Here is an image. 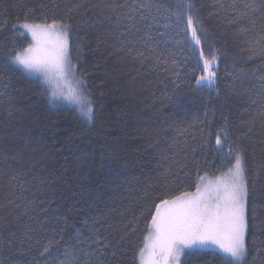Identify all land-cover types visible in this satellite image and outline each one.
Masks as SVG:
<instances>
[{
  "label": "snow or ice",
  "instance_id": "6c2138e0",
  "mask_svg": "<svg viewBox=\"0 0 264 264\" xmlns=\"http://www.w3.org/2000/svg\"><path fill=\"white\" fill-rule=\"evenodd\" d=\"M0 2L4 11L13 9L22 13V18L17 14L11 23L0 18V33H10L11 37L7 43L0 44V49L6 50L0 52V72L19 70L40 81L49 94L50 104L67 101L91 125L96 112L88 91V73L79 67L87 36L76 34L73 39L70 15L87 5L66 4L65 12L57 0H37L34 4L30 0ZM93 7L96 12L92 17L87 14L81 17L75 29L98 17L96 24L106 26V35L95 39L98 44L113 42L111 47L115 49L117 62L130 63L139 69L151 62V70L160 66L163 72L179 77L182 65L175 52L168 50L169 40L180 36L177 43L198 52L201 74L195 77L196 85L215 93L209 99L220 103L223 123L215 125L217 110L213 107L212 118L206 111L193 125L172 129L171 136H161L159 129L149 133L145 128V135L140 137L141 146L154 161V174L137 192L133 202L136 210L121 211L115 223H109L105 213L81 219L79 226L70 223L72 209L57 214L59 209L54 211L49 207L57 199L58 188L45 174L43 162L48 154L31 163L12 156L17 167L10 174L0 172V184L7 175L11 194L7 204L0 208L12 206L7 216L0 217V230H15L0 240V264H123L121 257L127 251L124 246L130 243L129 237L137 231L141 220H145L146 235L134 247V264H185L182 258L198 254L211 255L219 264H257L258 259L264 264V239L256 235L257 231L264 232V214H257L255 204L258 185L264 190L261 181L264 161L250 168L247 147L254 138L264 145V73L253 71L249 75L241 67L235 71L226 68L225 76L219 75L222 52L211 42L212 33L204 26L195 0H108ZM213 8L210 15L220 20V13L224 12V22L234 27V37L242 40L241 60L245 63L264 60V0H216ZM25 40L26 46L17 47L18 42ZM238 63L233 60L231 68L236 69ZM69 77L76 87L66 95L57 89ZM221 79L225 80L223 94L218 87ZM11 87L0 80V98L10 105L9 116L23 111L16 107L9 91ZM164 95L167 97V92ZM230 105L238 110L235 122L225 115ZM190 127L195 128L194 133L189 132ZM163 132L168 133L169 128L165 127ZM190 140L197 145L191 146ZM210 152L222 166L230 165L215 179H209L207 172L200 174L201 164L197 159L199 154L205 165L214 164L215 160H207ZM251 155L255 157V149ZM0 157L8 159L6 153H0ZM193 176L194 192L173 194ZM41 216L55 221L54 231L64 233L71 227L74 235L67 241L62 238V247L51 261L46 259L56 243L51 239L43 245V251L20 260V256H27L23 251L26 247L31 250L37 231L28 222Z\"/></svg>",
  "mask_w": 264,
  "mask_h": 264
},
{
  "label": "trees",
  "instance_id": "16d2710c",
  "mask_svg": "<svg viewBox=\"0 0 264 264\" xmlns=\"http://www.w3.org/2000/svg\"><path fill=\"white\" fill-rule=\"evenodd\" d=\"M36 2L37 0H30L32 4ZM57 2L65 12L66 4L87 5L74 10L70 15L74 25L73 39L76 34L87 36L79 67L88 73V91L96 112L94 121L91 125L86 124L74 108L63 102L50 104L49 94L45 93L40 81L22 74L19 70L9 69L6 73L0 72V80L12 86L9 91L16 107L23 109L22 112H13L9 116L10 105L0 98V153H6L8 156L7 160L0 157V172L10 174L17 167L11 159L12 156H19L23 161L31 163L47 153V159L43 162L47 169L45 174L58 188L57 199L49 207L54 211L59 209L57 214L72 209L69 213L70 223L75 222L77 226L81 219L101 213L107 215L109 223H115L119 220L121 211L136 210L133 202L137 199V192L154 174V161L149 152L141 146L140 137L145 135L144 129L147 128L149 133L159 129L161 136H171L174 135L172 129L177 126L183 128L193 125L198 117L203 118L206 111L212 118L213 107L217 110L214 122L219 126L223 123L220 103L214 98L209 99L210 96H215L214 92L210 93L206 88H199L196 85L195 77L201 74L198 52L177 43L181 39L180 36L168 42V50L175 52L177 60L182 65L179 77L172 75L171 72H163L160 66L155 71L151 70L149 67L151 62L145 64L143 69H139L130 63L117 62L111 40L97 43L96 36L106 35V26L96 24L98 17L91 18L88 25L75 29L76 21L86 14L92 17L96 12L93 5L108 0H57ZM195 2L200 9L204 26L212 33L211 42L222 52L219 75L223 78L226 68L235 71L241 67L249 75L253 71L258 74L264 73V60L257 59L247 63L241 60L240 49L244 44L242 40L234 37V27L224 22L225 13H220V20L215 15H210L214 11L213 5L216 0ZM17 14L22 18V13L16 10L4 11L0 2V18H6L11 23ZM10 38V33H0V44L7 43ZM27 43V40L20 41L17 47L20 44L26 46ZM204 50L207 54V44ZM3 51L6 50L0 49V52ZM75 55L74 50L73 56ZM233 60L239 61L236 69L231 68ZM67 83L71 89L76 87L71 77L67 79ZM218 87L223 94L224 79L218 81ZM165 92L168 94L167 97L164 95ZM225 115L230 121L235 122L238 110L230 105ZM165 127L169 128L166 134L163 132ZM189 132L194 133L195 128L190 127ZM189 144L196 146L197 142L190 140ZM247 147L250 168L254 163L264 161V145L259 143V138L248 142ZM138 148L140 151H137ZM253 149L254 158L251 155ZM197 159L201 164L200 174L207 172L209 179H215L230 166L228 164L222 166L211 152L207 160H215L214 164L205 165L199 154ZM37 167L39 168V165ZM193 180L194 176L179 186L173 194L178 195L180 191L194 192ZM261 181L264 182V176L261 177ZM7 184L8 179L5 175L0 184V205L7 204V199L11 195ZM255 204L257 214H264V190H260L259 185L255 194ZM11 207L9 205L8 208H0V217L7 216ZM145 215L147 216V211ZM147 218L150 220V216ZM25 222H28L27 218ZM28 223L37 231L31 250L26 247L23 251L27 256H20V260L29 259L38 250L43 251V245L51 239L56 241L51 255L46 256V259L51 261L58 255L57 249L62 247V238L63 241H67L74 235L71 227L66 228L64 233L54 231L56 224L51 218L45 219L41 216ZM144 224L145 220H141L137 231L129 237L130 243L124 246L127 251L121 257L123 264H134V247L146 235ZM10 230L15 229L0 230V240L6 238ZM256 235L264 239V232L257 231ZM248 239L251 241L252 237L249 236ZM182 259L185 264H219L218 260L207 254ZM257 264H260L259 259Z\"/></svg>",
  "mask_w": 264,
  "mask_h": 264
},
{
  "label": "rangeland",
  "instance_id": "374dc122",
  "mask_svg": "<svg viewBox=\"0 0 264 264\" xmlns=\"http://www.w3.org/2000/svg\"><path fill=\"white\" fill-rule=\"evenodd\" d=\"M71 89V87L68 85L67 81H61L59 83V87H58V91L59 90H62L66 95L69 93V90ZM63 103H65L66 105L72 107L75 109V106L74 105H70L67 101H64Z\"/></svg>",
  "mask_w": 264,
  "mask_h": 264
}]
</instances>
